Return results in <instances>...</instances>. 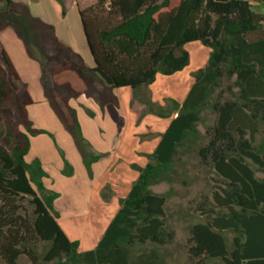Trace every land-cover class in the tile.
<instances>
[{"label": "trees", "instance_id": "obj_1", "mask_svg": "<svg viewBox=\"0 0 264 264\" xmlns=\"http://www.w3.org/2000/svg\"><path fill=\"white\" fill-rule=\"evenodd\" d=\"M0 3L5 5L2 16L19 14L36 30L49 28L28 11L19 12L12 0ZM262 4L264 0H99L79 10L93 68L56 40L57 51L48 59L57 63L50 72L51 99L59 102L60 88L77 97L95 82L135 95L148 91L158 74L170 77L190 64L187 44L200 42L210 49L207 65L194 75L182 103L169 100L167 110L147 103L148 110L161 117L176 116L149 163L136 167L137 180L97 247L88 252H79L78 241H71L59 226L57 194L47 192L40 163L27 161L31 137L43 131L28 117L33 101L0 44V231L10 228L8 243L2 246L9 264L20 254L10 241L16 246L28 241L16 228L25 233L29 229L26 220L15 215V202L21 198H29L33 207L30 230L50 245L46 262L164 264L156 251L134 254L138 245L164 246L174 236L166 230L167 198L150 188L170 182L168 173L181 150L191 151L198 142V157L214 171L218 185L212 191V207L208 197L198 207L206 219L190 228L189 259L194 264H264V178L257 177L264 174V13L254 8ZM8 25L0 22V28ZM61 55L78 62L63 61ZM209 105L216 120L202 135L198 127ZM13 113L18 115L16 123ZM73 135L79 142L76 129ZM226 234L233 235L230 243Z\"/></svg>", "mask_w": 264, "mask_h": 264}, {"label": "crops", "instance_id": "obj_2", "mask_svg": "<svg viewBox=\"0 0 264 264\" xmlns=\"http://www.w3.org/2000/svg\"><path fill=\"white\" fill-rule=\"evenodd\" d=\"M12 1L17 4L19 12L28 11L39 22L49 26L47 30L51 31L55 46L58 40L79 55L87 67L95 66L89 55L87 58L89 53L84 47L86 37L79 15V10L84 9H80L75 0H62L66 10L62 16L61 5L57 0ZM3 4L0 3V9H4ZM6 21L9 26L4 29L13 23L10 18ZM14 27L20 30L18 26ZM31 28L34 29L32 26ZM0 44L8 53L7 48L1 42ZM14 66L16 67L15 64ZM19 75L33 101L28 107V117L36 129L43 131L31 137L29 153L34 148L35 140L39 139L37 137L44 136L41 149L32 160L27 161L39 162L46 172L43 184L47 192L57 194L54 210L63 232L65 233L63 225L75 228L90 220L93 229L102 231V234L99 233L93 239L96 248L120 209V201L127 197L139 176L136 167L143 168L149 163L161 135L176 115L169 117V124L167 125L168 121L165 122L160 129L148 124L147 118L151 114L165 119L148 110L147 103L150 101L161 107L160 103L152 100L150 89H143L135 95L130 89L110 90L104 85L99 89L98 84L101 83L95 82L86 93L77 97H69L67 91L60 88L59 95L63 102H59L51 99L54 83L48 87L45 73L40 75L41 89L39 87L36 98L20 73ZM50 78L52 80L51 74ZM145 112L148 113L144 121L141 118ZM74 129L79 142L73 135ZM59 137L75 154L74 161L64 153ZM57 152L62 161H46L48 153L58 157ZM124 176L127 177L126 180ZM95 206L97 207L94 208ZM96 212L101 215L95 219L92 216ZM102 222L104 226L100 230ZM67 237L81 245L80 240Z\"/></svg>", "mask_w": 264, "mask_h": 264}, {"label": "rangeland", "instance_id": "obj_3", "mask_svg": "<svg viewBox=\"0 0 264 264\" xmlns=\"http://www.w3.org/2000/svg\"><path fill=\"white\" fill-rule=\"evenodd\" d=\"M75 1L80 9H86L90 6L96 5L99 0ZM254 8L256 11L264 13L263 4L256 5ZM64 9V6L61 5V16L63 15ZM2 11L3 9H0V22L6 21L10 18L13 23L9 28H0V42L9 51L8 53H10L11 60H13L12 62L16 65L25 84H27V86H29L34 92L36 98V93L40 91L41 73H45V81L48 82V87L53 85L50 78V72L57 63L50 61L48 58L56 53L57 46L53 43L52 33L47 29L40 30L39 32L35 31L31 28L30 22L26 18H22L19 14L5 17L1 15ZM13 24L18 26L20 30L15 28ZM85 44L86 46L84 45V47L87 48L89 53L87 54V58L90 56L93 61L86 40ZM185 49L190 54V64L183 71L170 77L158 74L156 81L149 86L152 100L160 103L161 107L166 108V110L170 105V103L168 105L167 101L175 100L182 103L185 100L195 82L194 75L199 70L205 68L208 63L210 49L202 45L200 42L189 43L185 46ZM60 58L63 61L73 60L75 63L78 62L75 58H71L67 55H61ZM98 85L100 87L99 89H101L102 84ZM210 105L202 112V121L198 127L202 135L205 134L206 129L211 127L216 120V116ZM147 113L148 112H145L142 116V120H146L145 117ZM149 117V119L147 118L148 124H153V126L158 129L162 128L163 125H165L164 123L169 120L168 116L164 117L165 119H162L151 114ZM12 120L14 123L17 122L18 115L16 113H13ZM168 124L169 121L167 125ZM14 132L16 133V130H14ZM262 136H264V134ZM43 137L44 136L37 137L39 139L35 140L34 148L28 154V161L32 160L36 152L41 149L43 143L42 139H44ZM59 138L63 144L62 148L64 149V153L69 156L71 161H74L75 154L69 149V145L64 144L62 137ZM205 141L202 139L200 142ZM198 147L199 142L191 151H188L187 149L181 150L179 158L173 163L172 169L168 173L171 179L170 182H161L150 188L154 193L165 195L167 198V204L165 206L166 230L167 232L173 233L174 236L172 241L164 246L152 243L142 246L138 245L134 250L135 256L140 255L142 252L149 253L153 250L158 253L164 264H194L193 261L189 259L188 255L190 228L194 224L205 221L206 217L198 207L206 197H208V206L212 207V191L218 185V177L215 175L214 171L201 163L197 154ZM46 161H62V157L59 153L58 157L56 154L48 153ZM257 177L264 178V174L257 173ZM123 178H125V180L127 179L126 176ZM15 205H18L15 215L25 219L27 226H29L26 233L20 226L16 227L19 230L18 235L20 237L25 236L28 240L26 241L27 244L22 243V245L16 246L12 240L10 241L12 242L13 247L20 252L15 264H54V262L45 261V255L50 245L39 241L32 230H30L32 227L33 207L30 205L29 198L18 199L15 202ZM96 207L97 206L94 208ZM100 215L101 213L96 212L92 217L96 219ZM103 226L102 222L101 225H99L100 230ZM62 227L72 240L77 239L81 241L79 252L94 250L93 239L99 233L102 234V231H99L98 228L97 230L93 229L90 220L75 228H69L68 226L64 227V225ZM9 230L10 228L7 227L0 231V264H9L7 257L2 254V246L8 243L7 241L9 240ZM12 231H15V229ZM232 237V234H226L229 243L231 242ZM205 264L223 263L214 260L207 261Z\"/></svg>", "mask_w": 264, "mask_h": 264}, {"label": "water", "instance_id": "obj_4", "mask_svg": "<svg viewBox=\"0 0 264 264\" xmlns=\"http://www.w3.org/2000/svg\"><path fill=\"white\" fill-rule=\"evenodd\" d=\"M86 37V36H85ZM87 41V40H86ZM87 46H88V43H87ZM88 48H89V46H88ZM89 52H90V54H91V56H92V53H91V50H90V48H89ZM93 57V56H92Z\"/></svg>", "mask_w": 264, "mask_h": 264}]
</instances>
